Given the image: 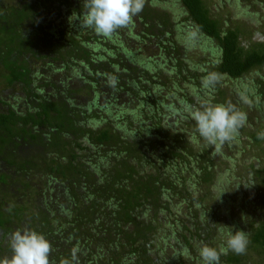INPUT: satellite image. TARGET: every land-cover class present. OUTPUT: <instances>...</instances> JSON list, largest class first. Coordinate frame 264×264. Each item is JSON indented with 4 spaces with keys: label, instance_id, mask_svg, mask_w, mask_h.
Here are the masks:
<instances>
[{
    "label": "trees",
    "instance_id": "trees-1",
    "mask_svg": "<svg viewBox=\"0 0 264 264\" xmlns=\"http://www.w3.org/2000/svg\"><path fill=\"white\" fill-rule=\"evenodd\" d=\"M84 3L0 0V85L16 94V106L26 107L23 113L0 101L8 107L0 110V258L12 255L11 235L27 229L50 241V264H179L178 256L191 252L202 264L201 246L224 243L215 241L218 208L209 212L205 201L219 206L221 192L233 180L216 183L213 155L187 142L188 124L177 129L169 118L172 112L192 122L188 112L206 104L204 89L216 94L213 104L228 103L236 94L233 104L250 115L241 95L264 100V43L247 44L242 28L219 19L207 0H146L132 24L112 37L82 26ZM193 43L212 49L211 58L193 66L186 59ZM143 46H156L164 64L172 62L168 73L175 76L156 61L151 69V58L136 54ZM209 72L220 79L205 88ZM58 73L64 75L60 82L51 77ZM254 73L260 80L253 92L237 85L232 94L225 90ZM76 77L80 81L70 84ZM45 89L67 94L54 99ZM118 109L129 118L134 114L130 125L137 123V130L146 125V132L133 136L116 127ZM256 119L261 118L253 120L258 126ZM259 125L250 133L255 146L264 144V122ZM236 142L225 145L231 149ZM150 151L160 154L158 161L147 155ZM98 157L106 164L98 166ZM172 166L179 171L170 174ZM189 169L193 184L182 177ZM256 172L264 185L263 168ZM53 182L66 190L60 202L45 198ZM219 207L228 213L227 205ZM245 232L250 234L246 251L264 256V221ZM168 241L175 251L169 259ZM220 264H251V259L229 251Z\"/></svg>",
    "mask_w": 264,
    "mask_h": 264
},
{
    "label": "rangeland",
    "instance_id": "rangeland-1",
    "mask_svg": "<svg viewBox=\"0 0 264 264\" xmlns=\"http://www.w3.org/2000/svg\"><path fill=\"white\" fill-rule=\"evenodd\" d=\"M211 4V7L215 9L216 15L219 17V19L224 20L229 27H235L239 26L242 28V31L245 33L243 40L247 44L251 43H264V3L261 4V0H238L239 5L236 7L235 3L233 1L235 0H207ZM243 9L245 12H242ZM241 10V11H240ZM180 21L183 22V19ZM182 26V25H180ZM179 26V27H180ZM186 31L188 29L186 28L187 26H182ZM70 31V29H68ZM171 32H174L173 29H171ZM179 34H182L180 30H178ZM180 37V36H179ZM178 37V38H179ZM196 42L197 39H195ZM193 40V42L195 41ZM152 42H156V39H153ZM131 44V43H130ZM197 44V43H196ZM195 43L193 45H190V49H187V55L188 57L186 59L189 60V62L193 66L195 63H199L201 61L206 60L207 58H211V50L212 49H206L204 46H195ZM131 47L137 49V44H132L130 45ZM128 46V48H130ZM184 47V46H183ZM139 57L149 59L151 60L148 61V65L152 68L157 67L155 62H159L158 66L162 68H165L168 76H175L174 74L176 72H172L169 74L168 72L171 71V68L173 67L172 62L167 61V65H165V61L163 58H161V54L156 46L153 47H144L142 49H138L136 53ZM167 66V67H165ZM2 69V68H1ZM54 80H58L59 82L62 81L64 78V75L61 73H58L55 76H51ZM259 74H252V75H247L246 77L234 81L232 84L225 86V90L228 91L230 90L231 94L233 93V90L239 91V89L236 87H243L244 91L245 89L248 92H253L257 86H259ZM80 81L79 79L73 78L69 83L76 85ZM2 80L0 79V83ZM79 85V84H78ZM81 85V84H80ZM233 87V88H231ZM235 88V89H234ZM204 92L201 93L203 95H206L205 103H212L213 96L216 95L215 93L206 92V89L203 90ZM190 92V91H189ZM229 92V91H228ZM229 92V93H230ZM191 93V92H190ZM207 93V94H204ZM45 94L50 95L51 98L57 99L56 97L59 95L60 97H65L66 92L64 89H62V93H59L57 95L55 90L51 89H45ZM62 94V96L60 95ZM236 94L234 93L228 97L229 100L228 102H231L233 104V99L235 98ZM243 101L245 102V107H249L250 115H247V120L244 123V125L239 129L236 137L233 139V141H240L239 143H231V149L227 148V145H223L219 151H217L215 148L210 147L206 142H204L201 139V142L196 145L197 149L201 151H205V149L209 152L210 155H213L214 161L216 162V175L214 177L217 179L216 183L220 182V178H228L233 181L227 182V188L224 189L225 193L222 195L221 199H218L217 205H227L229 207L228 213H224V211L219 207V206H214L212 205V201L210 199L208 201H205L207 206V210L210 209L208 208H218L217 211H215V216L213 217V228L215 233V241L221 242L226 240L227 234L229 231H238V230H249L251 227V223H255V225H258V223L264 221V185H262V179L263 175L257 174L256 169H262L264 170V144H260L259 146H255L253 143H251L250 139V133L251 132H256L258 131L260 125L259 122L262 121L264 122V100L260 102V98H256L255 96L249 97L247 94L241 95ZM16 94L6 89L3 87V85H0V101L4 103L11 105L14 108H19V111H22L24 113L25 111V106L22 105L20 107L16 106L14 104V101L12 99L16 100ZM233 97V98H232ZM84 101H86L84 99ZM83 101V102H84ZM102 104H104L107 99L102 98ZM182 102V101H181ZM167 105L169 103H166ZM235 106H237L236 102H234ZM261 104V106H260ZM138 105V104H137ZM177 106V105H176ZM136 106H133V110H135ZM8 107H4L3 105L0 104V110L7 109ZM121 109H118L117 112L118 114H115L117 119L114 121V124L117 125L116 127L120 126V129H124L123 127H126L125 131H127L129 134L135 136L140 135V132L145 131L146 132V125H143L141 129H136L137 128V123H135L133 126L132 124L133 121H136V118L133 116L134 114H131V118L128 117V114L123 116V112L120 111ZM139 112V111H138ZM170 112V111H167ZM141 113V112H139ZM260 117L261 119L257 120V125L253 124V120H255V115ZM142 118L145 119L144 112L141 114ZM172 117H170L169 121L171 122L172 125H175L177 123L176 128L177 129H182L187 127V130L189 132H194L195 131V122L192 120V122H187L184 118H178L176 113L171 112ZM132 118H135L132 120ZM257 127V128H256ZM151 133V132H150ZM261 137H264V128L260 130ZM144 134V133H142ZM134 136V135H133ZM228 143V142H227ZM226 143V144H227ZM245 149V150H244ZM157 151L154 153L147 154L148 156L151 155L153 156L152 159L154 161H158V158L160 157V154H155ZM238 157V159L236 158ZM101 157H98L97 163L98 166L104 164L106 161L104 159H100ZM106 164V163H105ZM256 166V168H255ZM255 168V169H253ZM103 170V168H102ZM160 171H163V166L160 167ZM168 172H173L176 173L178 170L177 167L172 166L167 169ZM179 173V172H178ZM171 176V175H168ZM195 175H193V172L189 169V171H184V174L182 177L190 183L193 184V182L196 180L194 178ZM241 178V182H235V178ZM43 184V183H42ZM215 184V182H213ZM207 187V186H206ZM39 188H42V185H40ZM48 188L50 189L51 193L46 190L45 198H49L51 195L53 198H55L58 202L63 200L65 197L64 194L66 192L64 186L60 183H55L48 185ZM204 188V187H202ZM43 190V189H41ZM205 193H203L204 195ZM210 197H213L212 195ZM184 214L188 215V212L186 211L187 208L185 206L182 207L181 209ZM220 229H223V233H221ZM163 235V233L161 234ZM165 236V235H163ZM250 237V234L249 236ZM166 240V239H164ZM171 241H168L164 247H167L168 251L166 252V258L169 259L170 257L173 256L175 251L170 250V243ZM160 247H163L161 242ZM249 246V245H248ZM197 253L191 252L189 256H178L176 261L179 260V264L181 263L180 259L183 261L185 260V264H197L195 260L191 259V257L196 258ZM246 255L250 256L251 259V264H264V256L259 253V255L256 256L255 252L253 250L246 251Z\"/></svg>",
    "mask_w": 264,
    "mask_h": 264
},
{
    "label": "clouds",
    "instance_id": "clouds-1",
    "mask_svg": "<svg viewBox=\"0 0 264 264\" xmlns=\"http://www.w3.org/2000/svg\"><path fill=\"white\" fill-rule=\"evenodd\" d=\"M146 0H85L82 26L92 28L103 37H112L118 29L129 27L133 18L139 15ZM220 79L216 72H209L203 79L205 88ZM110 85L115 80L110 79ZM195 131L187 133V142L198 145L201 139L217 151L232 141L247 120V115L231 102L207 103L201 108L190 109ZM226 191V190H225ZM221 192L220 196L225 192ZM219 196V197H220ZM223 233V229H220ZM249 245L248 233L243 230L229 231L225 242L219 246L207 244L199 248L202 264H220L221 256L229 251L242 255ZM12 255L0 258V264H50L52 245L41 233L30 230H17L10 238Z\"/></svg>",
    "mask_w": 264,
    "mask_h": 264
}]
</instances>
